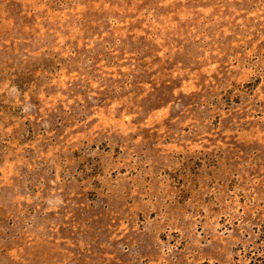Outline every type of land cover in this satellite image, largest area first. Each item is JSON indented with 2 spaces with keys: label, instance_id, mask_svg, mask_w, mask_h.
<instances>
[{
  "label": "rangeland",
  "instance_id": "1",
  "mask_svg": "<svg viewBox=\"0 0 264 264\" xmlns=\"http://www.w3.org/2000/svg\"><path fill=\"white\" fill-rule=\"evenodd\" d=\"M264 264V0H0V264Z\"/></svg>",
  "mask_w": 264,
  "mask_h": 264
},
{
  "label": "trees",
  "instance_id": "2",
  "mask_svg": "<svg viewBox=\"0 0 264 264\" xmlns=\"http://www.w3.org/2000/svg\"><path fill=\"white\" fill-rule=\"evenodd\" d=\"M229 264H237V262H235V263H229Z\"/></svg>",
  "mask_w": 264,
  "mask_h": 264
}]
</instances>
